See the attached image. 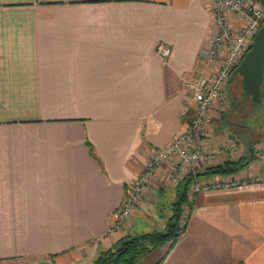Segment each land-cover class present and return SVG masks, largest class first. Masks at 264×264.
Here are the masks:
<instances>
[{"label":"crops","instance_id":"1","mask_svg":"<svg viewBox=\"0 0 264 264\" xmlns=\"http://www.w3.org/2000/svg\"><path fill=\"white\" fill-rule=\"evenodd\" d=\"M213 32L212 0H0V264H92L166 226L187 175H171L175 158L114 224L130 183L191 121L187 79L210 72ZM231 135L213 130L197 173L245 153L251 163L197 179L241 182L191 186L184 232L137 264H264V156Z\"/></svg>","mask_w":264,"mask_h":264},{"label":"built area","instance_id":"2","mask_svg":"<svg viewBox=\"0 0 264 264\" xmlns=\"http://www.w3.org/2000/svg\"><path fill=\"white\" fill-rule=\"evenodd\" d=\"M214 10V32L205 57L210 65L208 74L192 75L187 79L193 100V117L187 127L167 147L157 150L145 171L129 185L121 208L116 213L114 227L120 228L130 217L140 197L161 164L177 159L173 177L180 173H191L195 177L193 192L212 187L238 185L237 179H222L200 182L197 178L198 163L205 157L213 121L212 107L227 102V84L235 68L250 50L254 37L264 25V6L257 0H212ZM231 15L236 16V25ZM239 25V26H238ZM163 58L172 53L166 43L158 45ZM213 157V156H211ZM214 158V157H213ZM189 215L183 224L188 221Z\"/></svg>","mask_w":264,"mask_h":264},{"label":"trees","instance_id":"3","mask_svg":"<svg viewBox=\"0 0 264 264\" xmlns=\"http://www.w3.org/2000/svg\"><path fill=\"white\" fill-rule=\"evenodd\" d=\"M257 1L264 6V0ZM191 114L193 117V111L189 112V115ZM192 117L190 120H192ZM253 159V153H248V155H243L236 159H227L221 163L207 167L203 173H197V176L236 174L245 169ZM194 181L195 177L191 173L182 179L177 199L170 203L169 209L171 214H169L167 224L164 228L138 234H127L113 248L103 250L92 264H137L163 245L170 244V247L174 246L186 228L187 223L183 224L182 216L185 206H191L189 191ZM157 264H160V262ZM241 264L244 263L242 262Z\"/></svg>","mask_w":264,"mask_h":264},{"label":"rangeland","instance_id":"4","mask_svg":"<svg viewBox=\"0 0 264 264\" xmlns=\"http://www.w3.org/2000/svg\"><path fill=\"white\" fill-rule=\"evenodd\" d=\"M241 80L242 78L240 75H237L234 80L231 79L229 80L227 84V102L220 105L221 113H220L219 121L214 120L213 117V121L210 125L211 127L210 133L213 134V130H214L216 134V129H218V132H220L222 135L223 134L227 135V132H230L232 134L231 138L235 140L236 138L242 140L243 143L241 145L245 150L249 148L251 140H253L254 144L257 145L258 147L256 152L261 157H263L264 156V94H263V100H261L259 103H254L249 98V95H247L243 91ZM215 124H217V127ZM213 126H215L216 128L213 129ZM231 144L229 143L228 145ZM244 155H248V153H245ZM199 181L203 183L208 182V180L205 181L201 179H199ZM191 186L192 188L190 193L192 194L193 193L192 189L194 185L192 184ZM164 200H162V202L167 204L166 197H164ZM163 207L161 208L163 209ZM164 208L166 214H171V211L169 210V206L167 207L165 206ZM190 211H191V206L188 205L185 206L182 216V222L190 214ZM149 255L147 257H149Z\"/></svg>","mask_w":264,"mask_h":264},{"label":"water","instance_id":"5","mask_svg":"<svg viewBox=\"0 0 264 264\" xmlns=\"http://www.w3.org/2000/svg\"><path fill=\"white\" fill-rule=\"evenodd\" d=\"M240 75L242 89L255 102L263 97L264 84V25L254 37L252 46L245 58L233 71Z\"/></svg>","mask_w":264,"mask_h":264},{"label":"flooded vegetation","instance_id":"6","mask_svg":"<svg viewBox=\"0 0 264 264\" xmlns=\"http://www.w3.org/2000/svg\"><path fill=\"white\" fill-rule=\"evenodd\" d=\"M236 76H237V74H235V75H232V74H231L230 79H231V80H234Z\"/></svg>","mask_w":264,"mask_h":264}]
</instances>
